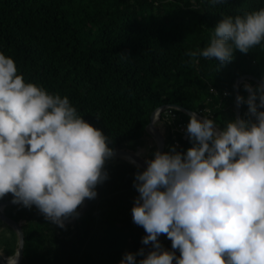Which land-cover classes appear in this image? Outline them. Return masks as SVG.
I'll list each match as a JSON object with an SVG mask.
<instances>
[{"label":"trees","instance_id":"16d2710c","mask_svg":"<svg viewBox=\"0 0 264 264\" xmlns=\"http://www.w3.org/2000/svg\"><path fill=\"white\" fill-rule=\"evenodd\" d=\"M260 8L264 0L214 6L209 0H0V51L29 81L69 96L88 122L103 129L114 151L135 153L133 145L142 144L151 116L162 107L208 113L221 127L236 118V82L248 75L264 81V44L247 54L237 51L221 67L203 57L194 63L187 52L206 47L223 16ZM172 111L190 122L184 112ZM246 112L243 105L242 116ZM160 123L165 151L193 146L189 137L176 146L168 122ZM157 150L152 139L145 159ZM105 167L109 178L75 225L52 224L34 206L4 209L22 227L23 264H120L126 253L149 249L131 211L139 195L135 176L145 169L115 157ZM10 201L11 194L0 204ZM160 240L171 250L166 234ZM18 248L17 232L0 218V253L14 258Z\"/></svg>","mask_w":264,"mask_h":264},{"label":"clouds","instance_id":"9594fccd","mask_svg":"<svg viewBox=\"0 0 264 264\" xmlns=\"http://www.w3.org/2000/svg\"><path fill=\"white\" fill-rule=\"evenodd\" d=\"M262 44L264 8L223 16L209 44L187 55L221 67L237 51ZM243 87L247 97L237 96L248 106L243 116L221 127L210 114L192 112L186 133L193 146L157 150L137 172L132 219L147 233L142 244L149 249L126 253L120 264H264V82ZM109 145L69 96L29 81L0 51V200L11 194L12 203L35 206L65 228L109 178L105 166L115 156Z\"/></svg>","mask_w":264,"mask_h":264},{"label":"water","instance_id":"95a60500","mask_svg":"<svg viewBox=\"0 0 264 264\" xmlns=\"http://www.w3.org/2000/svg\"><path fill=\"white\" fill-rule=\"evenodd\" d=\"M246 80H251L254 81L256 84H259L261 82H264L254 76L248 75V76H244L242 78H240L235 85V111H236V117L237 116H242V110H243V106H240L237 104V96L241 95V84L246 81ZM175 109L184 112L185 114H187L188 116H190V114L192 113V111L187 110L183 107L180 106H174ZM164 108L162 107L160 109V111H162ZM160 111L157 110L153 113V115L151 116V122L149 124V126L147 127V131L149 132V134L151 135L152 138L155 139L156 143H157V147L158 150L161 152H164L166 149V145H167V136L165 134L164 131L160 130L157 128L156 126V117L157 115H160ZM200 117H203L199 114ZM115 158H119L122 160H125L133 165H136L140 168H143L146 170L147 168V163H146V159L141 157L138 154L135 153H131L128 151H124V150H118L115 151ZM136 161H134V160ZM8 206H17V204L12 203V201L10 202H4L0 204V218L7 223L9 226H11L18 234V238H19V248H18V252L16 257H14V259H18V261L15 264H23L25 261V256H24V233L22 230V227L20 226V224L16 223L15 221H13L12 219H10L9 217L6 216V214L4 213V209ZM89 206V200L86 199L83 203V205L81 206V209L79 211V215L75 218L70 219L69 221H66V226H70V225H75L77 224V222L80 220V218L85 214V212L87 211ZM35 207V206H34ZM10 258H7L5 256H3L0 253V264H10V262L8 261Z\"/></svg>","mask_w":264,"mask_h":264},{"label":"built area","instance_id":"2783aa9c","mask_svg":"<svg viewBox=\"0 0 264 264\" xmlns=\"http://www.w3.org/2000/svg\"><path fill=\"white\" fill-rule=\"evenodd\" d=\"M245 82H248V83H252L251 80H246L244 81L242 84H241V89H244L243 85ZM253 84V83H252ZM255 85V84H253ZM226 96L229 95L228 93L225 94ZM248 95V93H247ZM246 95V97H247ZM246 108H248L247 105H245ZM164 109L162 111H160V109H158L160 111V115L158 116V119L156 121V124L158 122H161L163 119L166 120L171 128V133L174 135V142L176 144V146H179L180 145V138L182 140H187L188 139V135L186 133V129H187V125L188 123L186 122H182L181 121V117L173 112V108L174 107H171V106H165L163 107ZM201 116H204L202 114V111L200 113ZM178 122V123H177ZM179 137V138H177Z\"/></svg>","mask_w":264,"mask_h":264},{"label":"rangeland","instance_id":"374dc122","mask_svg":"<svg viewBox=\"0 0 264 264\" xmlns=\"http://www.w3.org/2000/svg\"><path fill=\"white\" fill-rule=\"evenodd\" d=\"M157 128L159 129H164V126L162 125V123L158 122L156 124ZM152 139L155 140L154 138L151 137V135L149 134V132L147 131V129H145V133H144V138H143V142L140 145H133L135 147V153H137L138 155H140L141 157L145 158L148 156V150L151 148L152 146ZM149 148V149H148Z\"/></svg>","mask_w":264,"mask_h":264},{"label":"bare ground","instance_id":"6f19581e","mask_svg":"<svg viewBox=\"0 0 264 264\" xmlns=\"http://www.w3.org/2000/svg\"><path fill=\"white\" fill-rule=\"evenodd\" d=\"M157 119H158V115L156 117V121H157ZM134 161H136V160H134ZM8 261L10 262V264H15L18 261V259L10 258Z\"/></svg>","mask_w":264,"mask_h":264}]
</instances>
